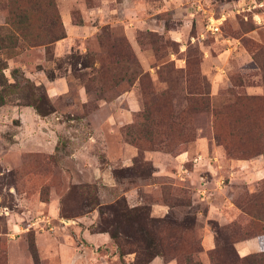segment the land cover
Returning <instances> with one entry per match:
<instances>
[{"label":"rangeland","instance_id":"1","mask_svg":"<svg viewBox=\"0 0 264 264\" xmlns=\"http://www.w3.org/2000/svg\"><path fill=\"white\" fill-rule=\"evenodd\" d=\"M11 1L0 0V27L13 32L10 22L23 11L26 34L62 38L46 46L0 49V81L7 87L0 85V264H34L33 255L36 264H121L108 234L92 228L97 209L81 208L75 191L83 189L86 196L85 186L101 206L137 187L136 206H149L152 218H161L151 211L152 204H161L160 186L187 190L189 206L167 213L178 222L194 217L192 231L182 233L180 253L165 249L166 256L147 264H188L183 256L195 244L196 264H216L208 256L214 247L204 251L201 244L215 225L241 242L257 240L264 227V0H182L196 22L181 49L165 33L141 28L134 33L152 56V70L140 66L118 24H101L81 39L65 31L57 0ZM80 2L84 8L99 5ZM70 5L75 30L81 15L77 2ZM222 13L229 16L211 34L207 18ZM163 20L166 28L181 24L180 19L169 24L168 15ZM85 55H97L98 76L78 63ZM27 84L35 87L33 94ZM130 89L132 95L122 99ZM33 98L46 115L36 114ZM127 147L135 155L126 167L133 165L137 175H123L114 187L91 179L96 168L109 167L110 173L126 168L121 160ZM152 153L168 173L175 170L173 158L185 154L187 181L152 177L146 159ZM150 183L158 185H142ZM38 217L49 225L31 226ZM259 252L261 247L253 254ZM132 258L124 256L123 262Z\"/></svg>","mask_w":264,"mask_h":264},{"label":"trees","instance_id":"2","mask_svg":"<svg viewBox=\"0 0 264 264\" xmlns=\"http://www.w3.org/2000/svg\"><path fill=\"white\" fill-rule=\"evenodd\" d=\"M11 2L16 3L15 0ZM16 7L18 6L16 5ZM26 15L27 14L23 11H18L15 14V19L10 22V26L14 28L13 32L6 31V29L0 27V49L9 48L15 50L23 43L29 44L30 46H46L62 38L50 36L49 33L43 37L26 34V31L23 30L26 29L28 24ZM96 56L97 55H91V58L88 59V55H85L78 61L82 68H87L91 72L90 74L92 76H98L102 70L100 65H98L97 68H93V62H95V60L97 61ZM14 72L15 71H12L11 73L16 74V72ZM0 85L3 87L2 90H6L5 88L7 87L3 82L0 81ZM27 87L29 88L30 94H33L34 90H36L34 86H29V84H27ZM40 102V99L33 98L31 107L35 110L37 115L44 116L47 112L39 110L38 105ZM1 104L2 100L0 99V105ZM148 169L150 171L149 174H151L153 172L151 166H149ZM111 173L114 180H117L123 175L136 174L133 171V165L113 170ZM84 188L87 189L86 196L82 195L84 192L83 189H80L79 192L75 191V194L81 196V208L84 207L88 212L97 209L98 222L92 228L97 233L108 234L110 240L115 245L121 264H147L155 257L166 256L165 249H171L173 252L180 253V248L184 245L182 244L184 242L182 233L185 231H192L194 217L192 218L186 215L181 222H178L174 219H169L168 217H172V214L168 212L164 217L152 218L150 216L149 206L128 207L123 196L118 197L110 204L101 206L95 198V191H90L89 189L92 190V188L88 186ZM158 191L160 199L158 201L169 210L176 207L189 206V196L187 190L184 188L162 185L159 187ZM63 217L67 218L66 215H63ZM255 218L258 219L256 216ZM215 227L213 231L214 248L208 252V256L211 259L213 257L212 255H214L215 257L213 258L217 261L216 264H264V227H262L263 230L261 229V232L256 235L261 247V252L258 254H248L243 257L238 256L234 248V245L242 240L234 239V233L227 228L219 229L216 225ZM186 246L188 248L189 244H186ZM188 251L189 255L185 254L183 256L184 261L188 264H196L193 256L200 251L197 244L190 247ZM128 255L133 256L132 260L129 263H124L123 257ZM33 261L34 264H36L34 255Z\"/></svg>","mask_w":264,"mask_h":264},{"label":"crops","instance_id":"3","mask_svg":"<svg viewBox=\"0 0 264 264\" xmlns=\"http://www.w3.org/2000/svg\"><path fill=\"white\" fill-rule=\"evenodd\" d=\"M71 1L77 2V6H79V12L81 15V19L78 25L75 24V30H72L71 19L69 18V12H67V8L70 7ZM81 0H57L59 2L58 8L61 16V22L66 32L75 31L76 37H81V39H86L93 35L97 30L99 25H120L123 34L127 38L130 43L136 58L140 64V66L144 70H152V56L150 52L139 46L135 39L134 33L137 29H147L151 32H156L158 34L165 33L169 36V38L178 44V48L181 49L183 46V42L185 36L188 33V29L192 26L193 20L196 22V16L191 18L189 15V9L187 4L183 6L181 4L182 0H122L117 3L115 0H99V5L91 8H84V5L80 2ZM181 4V5H180ZM110 5V6H109ZM76 6V5H75ZM170 12V14H169ZM168 15L171 21L169 24H172L175 20L180 19L181 24L178 28L165 27V22L163 17ZM189 41H193V35L189 34ZM76 39V38H75ZM131 91L123 93L120 97L123 99L128 98L132 95L133 89ZM134 105L129 104V109L133 110ZM125 153L121 162L122 166H128L127 162L134 157L135 152L132 148H125ZM186 155L181 154L177 157H174L173 163L176 166L173 173H168L165 169H162L158 164V160L160 159L157 154H148L147 158L151 161L153 172L151 173L152 177H158L162 174L170 175L173 177L172 179L176 182H186L187 177L189 176V172L183 168L182 163L185 161ZM177 168V170H176ZM108 169H100L96 168L91 171L93 181L99 180L103 184L108 185L110 187H114L116 185L111 173ZM173 183L172 185H174ZM143 187H156L158 183H150V184H142ZM137 187H130L124 190L121 194L130 204V207L136 206V198L135 195L137 193ZM202 195V193H200ZM202 200V198H201ZM168 208L162 204L154 203L151 205L152 214L155 216H164L167 213ZM211 209L207 211V214L210 216ZM94 212V211H93ZM202 247L204 251H209L214 247L213 244V234L212 232H207L203 235L201 240ZM235 251L238 256L243 257L248 254L257 253L260 249L259 243L255 239H250L243 242H238L234 245Z\"/></svg>","mask_w":264,"mask_h":264},{"label":"built area","instance_id":"4","mask_svg":"<svg viewBox=\"0 0 264 264\" xmlns=\"http://www.w3.org/2000/svg\"><path fill=\"white\" fill-rule=\"evenodd\" d=\"M258 8L263 7V5L261 3L257 4ZM254 8V6L252 7ZM240 11H243L242 9ZM236 14H239L238 10H235ZM229 14L228 13H222L219 17L217 18H213L212 16H209L207 18V22H206V30L208 32H210L211 34H215L219 32V27L221 25V22L228 17ZM252 19L254 20V22L256 24H259L258 21V17L256 15H252ZM42 224V227H47L49 225V221L48 219L44 218V217H38L34 220V222L31 224V226L35 225V226H39Z\"/></svg>","mask_w":264,"mask_h":264}]
</instances>
